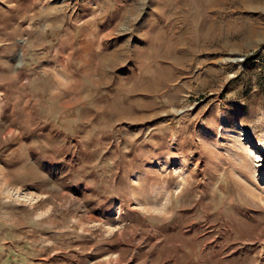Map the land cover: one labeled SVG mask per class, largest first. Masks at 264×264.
Here are the masks:
<instances>
[{
    "label": "rangeland",
    "instance_id": "374dc122",
    "mask_svg": "<svg viewBox=\"0 0 264 264\" xmlns=\"http://www.w3.org/2000/svg\"><path fill=\"white\" fill-rule=\"evenodd\" d=\"M0 264H264V0H0Z\"/></svg>",
    "mask_w": 264,
    "mask_h": 264
}]
</instances>
